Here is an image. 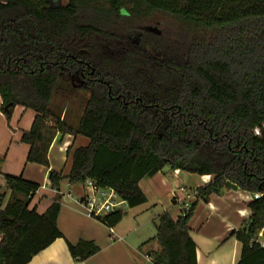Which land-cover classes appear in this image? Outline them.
Instances as JSON below:
<instances>
[{"label":"trees","instance_id":"16d2710c","mask_svg":"<svg viewBox=\"0 0 264 264\" xmlns=\"http://www.w3.org/2000/svg\"><path fill=\"white\" fill-rule=\"evenodd\" d=\"M156 14L183 29L136 28ZM78 89L90 97L73 126L52 103ZM0 96L9 122L18 106L36 114L21 138L30 148L27 163L49 169L59 135L89 140L69 148L68 175L50 172L57 191L64 180H92L136 208L147 202L141 181L170 167L211 177L198 188L204 202L228 183L259 194L251 219L231 237L242 247L238 264H264V0H0ZM5 179L0 264H29L63 238L61 197L40 215L30 209L40 186ZM194 209L177 221L159 217L155 264H198L189 228ZM124 216L100 221L113 228ZM69 251L86 261L100 249L83 240Z\"/></svg>","mask_w":264,"mask_h":264},{"label":"crops","instance_id":"0c3cea01","mask_svg":"<svg viewBox=\"0 0 264 264\" xmlns=\"http://www.w3.org/2000/svg\"><path fill=\"white\" fill-rule=\"evenodd\" d=\"M1 105L0 96V158L4 159L0 164V192H5L6 176H22L25 181L39 185L30 209H36L40 215L50 209L57 196L61 197L57 225L63 238L36 255L29 264H155L153 256L161 251L155 240L159 217L169 213L177 221L181 216L182 202L189 192L211 181L210 176L201 177L166 167L141 181L140 187L147 202L136 208L125 204L122 221L116 227H109L87 216L81 203L86 196L84 185H72L64 180L59 191L52 188L50 172L69 174L72 162L68 150L71 147L76 149L79 137L59 135L56 138L49 152V169L27 163L30 148L21 142V138L24 132L31 130L36 114L18 106L9 122L1 112ZM68 109L66 99L62 119L67 122ZM254 196L239 188H226L220 195L211 196L208 202L192 199L195 209L189 228L196 244L198 264L239 263L242 247L231 234L243 230L251 219L250 204L255 200ZM9 197L10 193H6L4 206ZM83 240L93 241L100 251L86 261H78L72 257L69 245H77ZM258 242L264 247L262 234Z\"/></svg>","mask_w":264,"mask_h":264},{"label":"rangeland","instance_id":"374dc122","mask_svg":"<svg viewBox=\"0 0 264 264\" xmlns=\"http://www.w3.org/2000/svg\"><path fill=\"white\" fill-rule=\"evenodd\" d=\"M57 2L67 3V0H57ZM136 28L138 29L151 28L154 30L152 32L155 33L156 32L160 33L166 30L174 32V31L182 30L183 24L170 16H166L163 14H156L151 16L150 18L148 17L147 19L142 20L139 25H136ZM62 88H65L64 84L62 85ZM59 95H56L54 97L52 103V108H54L56 113H58L61 109L64 112L65 100ZM89 97H90V91L87 89H78L77 91L70 93L68 97V101H69L68 123L72 124L73 126L78 125ZM259 132L260 131L257 130L255 133L258 134ZM84 144H89V140L83 137H79L78 142L76 144V148Z\"/></svg>","mask_w":264,"mask_h":264},{"label":"built area","instance_id":"2783aa9c","mask_svg":"<svg viewBox=\"0 0 264 264\" xmlns=\"http://www.w3.org/2000/svg\"><path fill=\"white\" fill-rule=\"evenodd\" d=\"M84 189L86 191V196L81 203L84 206L87 216L92 219H105L112 213L122 211L126 204L120 199L118 193L114 189L99 188L92 180H87L85 182ZM174 197L177 198V195ZM254 197L255 199H259L260 195L255 194ZM192 199H199L198 189L191 190L188 197L182 202V217L186 216L191 211L193 206ZM261 245L263 246V244Z\"/></svg>","mask_w":264,"mask_h":264},{"label":"water","instance_id":"95a60500","mask_svg":"<svg viewBox=\"0 0 264 264\" xmlns=\"http://www.w3.org/2000/svg\"><path fill=\"white\" fill-rule=\"evenodd\" d=\"M148 31H154L153 29H151V28H149V29H147ZM228 186H229V188H232L233 190H237L238 189V187L236 186V185H234V184H232V183H228ZM262 236H264V230H263V232H262Z\"/></svg>","mask_w":264,"mask_h":264}]
</instances>
